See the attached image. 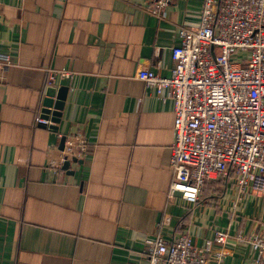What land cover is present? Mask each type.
Returning <instances> with one entry per match:
<instances>
[{
    "label": "crops",
    "instance_id": "1",
    "mask_svg": "<svg viewBox=\"0 0 264 264\" xmlns=\"http://www.w3.org/2000/svg\"><path fill=\"white\" fill-rule=\"evenodd\" d=\"M147 2L0 0V264H149L146 237L187 231L199 246L217 229L232 235L222 264H250L235 235L260 228L264 192L233 206V187L208 182L196 202L168 200L173 101L135 72L170 75L203 0H172L162 19ZM49 85L67 87L56 129L35 123ZM58 132L88 149L55 174Z\"/></svg>",
    "mask_w": 264,
    "mask_h": 264
},
{
    "label": "built area",
    "instance_id": "2",
    "mask_svg": "<svg viewBox=\"0 0 264 264\" xmlns=\"http://www.w3.org/2000/svg\"><path fill=\"white\" fill-rule=\"evenodd\" d=\"M171 2L148 0L145 9L162 19ZM178 34L169 76L148 67L135 72L173 101L167 197L196 202L208 181H220L235 189V206L247 194L264 192V0H203L198 23L179 25ZM0 60L11 63L7 55ZM52 80L49 74L46 83ZM35 123L50 127L51 113L36 116ZM57 135L64 138L63 147L45 165L55 174L88 149L77 134ZM231 236L217 229L197 246L187 231L170 240L158 232L145 238V255L149 264H222ZM235 239L251 245L250 264H264V222Z\"/></svg>",
    "mask_w": 264,
    "mask_h": 264
},
{
    "label": "water",
    "instance_id": "3",
    "mask_svg": "<svg viewBox=\"0 0 264 264\" xmlns=\"http://www.w3.org/2000/svg\"><path fill=\"white\" fill-rule=\"evenodd\" d=\"M66 86H60L58 88L54 86H47L45 89V95L42 99V107L40 115L43 117H48L51 113V119L57 123L60 120L61 110L64 105L65 95H66ZM51 107L53 109H51ZM44 125V124H41ZM54 129L57 128V125H50ZM63 142V137L61 138V146ZM64 169L68 167V161H65L62 165Z\"/></svg>",
    "mask_w": 264,
    "mask_h": 264
},
{
    "label": "trees",
    "instance_id": "4",
    "mask_svg": "<svg viewBox=\"0 0 264 264\" xmlns=\"http://www.w3.org/2000/svg\"><path fill=\"white\" fill-rule=\"evenodd\" d=\"M208 182H220V181H208ZM208 182L205 184V186L208 184ZM221 183H223V184H227V185H229L228 183H226V182H221ZM205 186H204V188H205ZM204 188H203V190H204ZM203 190H202V192H203Z\"/></svg>",
    "mask_w": 264,
    "mask_h": 264
}]
</instances>
